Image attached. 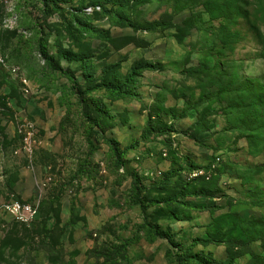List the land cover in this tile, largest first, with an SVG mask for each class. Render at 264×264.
<instances>
[{
  "label": "rangeland",
  "instance_id": "rangeland-1",
  "mask_svg": "<svg viewBox=\"0 0 264 264\" xmlns=\"http://www.w3.org/2000/svg\"><path fill=\"white\" fill-rule=\"evenodd\" d=\"M0 264H264V0H0Z\"/></svg>",
  "mask_w": 264,
  "mask_h": 264
},
{
  "label": "built area",
  "instance_id": "built-area-1",
  "mask_svg": "<svg viewBox=\"0 0 264 264\" xmlns=\"http://www.w3.org/2000/svg\"><path fill=\"white\" fill-rule=\"evenodd\" d=\"M14 73L18 72V69L13 70ZM23 84V90L26 95H30L33 92L26 78H21ZM37 128L32 123H25L19 128V134L22 137L23 149L22 151L32 159L34 154L33 143L35 141ZM4 211L18 223L31 226L40 216V201L26 202L19 200H11L9 204L3 206Z\"/></svg>",
  "mask_w": 264,
  "mask_h": 264
},
{
  "label": "trees",
  "instance_id": "trees-1",
  "mask_svg": "<svg viewBox=\"0 0 264 264\" xmlns=\"http://www.w3.org/2000/svg\"><path fill=\"white\" fill-rule=\"evenodd\" d=\"M237 4H238V9L240 8L239 7V3L237 2ZM224 11V10H223ZM228 13H227V11L225 10V16H224V18H225V20L227 19V17H228V15H227ZM226 23V22H225ZM74 79V78H73ZM258 95H256L255 97H253V101H257L259 98L257 97ZM253 104H254V102H253ZM22 138V137H21ZM109 143H110V145H114L113 144V141L112 140H109ZM112 147V146H111ZM113 148V147H112ZM254 220V223H253V225H256V226H258V227H261L262 225H260L259 223H260V220H255V219H253ZM233 221H234V219H233ZM246 222L243 220V221H238L236 224H235V226H242V225H244ZM250 224L252 225V221H250ZM263 228V227H262Z\"/></svg>",
  "mask_w": 264,
  "mask_h": 264
},
{
  "label": "crops",
  "instance_id": "crops-1",
  "mask_svg": "<svg viewBox=\"0 0 264 264\" xmlns=\"http://www.w3.org/2000/svg\"><path fill=\"white\" fill-rule=\"evenodd\" d=\"M17 183L18 182H15V185L13 186L14 188L13 189H16L17 191L19 190V191H21V189H18V187L17 188H15L16 186H17ZM22 195H23V198H25V199H27V198H29L30 197V195L28 194V193H21Z\"/></svg>",
  "mask_w": 264,
  "mask_h": 264
}]
</instances>
